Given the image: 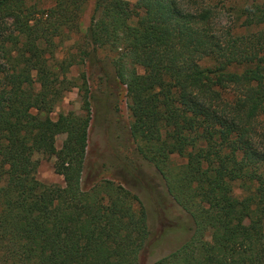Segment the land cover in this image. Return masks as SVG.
<instances>
[{
    "label": "trees",
    "instance_id": "obj_1",
    "mask_svg": "<svg viewBox=\"0 0 264 264\" xmlns=\"http://www.w3.org/2000/svg\"><path fill=\"white\" fill-rule=\"evenodd\" d=\"M246 1L228 27L219 0H0V264H136L148 237L137 193L81 186L91 94L55 54L89 2L79 58L112 53L138 153L192 219L151 264H264V0ZM73 87L80 112L52 118ZM36 153L63 185L36 178Z\"/></svg>",
    "mask_w": 264,
    "mask_h": 264
},
{
    "label": "rangeland",
    "instance_id": "obj_2",
    "mask_svg": "<svg viewBox=\"0 0 264 264\" xmlns=\"http://www.w3.org/2000/svg\"><path fill=\"white\" fill-rule=\"evenodd\" d=\"M129 1L133 3L136 0ZM51 3V0H39L40 6ZM245 4L246 0H219V5L227 6L220 12L219 22L233 26L236 14L231 12L230 5L242 7ZM91 5L89 2L81 17V31L64 37L55 54L58 61L75 60L67 75L78 85L85 84L91 94V120L81 186L85 189L103 179H110L140 196L146 207L149 234L136 264H151L190 236L192 219L172 199L157 169L138 153V143L129 132L132 118L127 108L125 87L115 75L112 53L97 49L91 50L89 57L79 58V36L88 24ZM80 105L78 90L73 87L64 92L51 117L55 119L59 112L79 113ZM63 139L64 134L56 136V148L61 147ZM33 159L37 161L35 176L39 181L64 184L62 176L54 171L53 157L36 153ZM170 163L179 168L185 164V159L172 154Z\"/></svg>",
    "mask_w": 264,
    "mask_h": 264
}]
</instances>
